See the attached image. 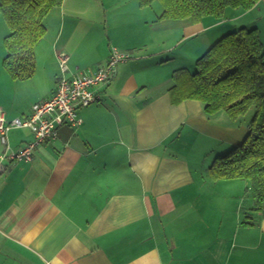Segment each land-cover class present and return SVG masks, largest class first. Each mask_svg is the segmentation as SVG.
<instances>
[{
	"label": "crops",
	"instance_id": "crops-1",
	"mask_svg": "<svg viewBox=\"0 0 264 264\" xmlns=\"http://www.w3.org/2000/svg\"><path fill=\"white\" fill-rule=\"evenodd\" d=\"M163 13L159 0H63L44 21L30 79L13 80L1 56L8 121L51 99L59 53L69 55V75L104 67L114 49L131 58L97 88V103L79 109V127L62 126L30 162H3L0 264H264V218L243 223L249 182L209 174L246 140L248 120L207 117L196 100L176 104L170 67L178 38L198 52L202 34L212 44L254 26L264 45V0L199 22ZM34 140L28 129L8 135L12 152Z\"/></svg>",
	"mask_w": 264,
	"mask_h": 264
},
{
	"label": "trees",
	"instance_id": "trees-1",
	"mask_svg": "<svg viewBox=\"0 0 264 264\" xmlns=\"http://www.w3.org/2000/svg\"><path fill=\"white\" fill-rule=\"evenodd\" d=\"M149 6L156 0H139ZM162 18L199 22L205 17L223 18L229 8L253 9L261 0H159ZM63 0H1L10 33L4 40L3 67L13 80H28L35 73V47L45 37L46 17ZM196 72L181 69L173 74V101H199L207 117L225 113L234 121L247 118L248 137L229 153L217 157L209 169L215 180L249 182L252 207L244 217L253 225L264 218V45L256 28H241L212 47L196 63ZM246 120V119H245Z\"/></svg>",
	"mask_w": 264,
	"mask_h": 264
},
{
	"label": "built area",
	"instance_id": "built-area-1",
	"mask_svg": "<svg viewBox=\"0 0 264 264\" xmlns=\"http://www.w3.org/2000/svg\"><path fill=\"white\" fill-rule=\"evenodd\" d=\"M130 58L129 53L114 49L104 67L69 75V55L66 52L59 53L60 74L51 99L35 103L31 113L24 119L8 121L0 108V139L6 148L0 157V175L6 170L4 161L30 162L34 149L46 141L56 139L62 126L68 124L79 127L82 124L79 109L97 103L100 99L97 88L112 81L117 67ZM19 129L30 130L35 140L20 151L12 152L8 145V135L11 130Z\"/></svg>",
	"mask_w": 264,
	"mask_h": 264
},
{
	"label": "rangeland",
	"instance_id": "rangeland-1",
	"mask_svg": "<svg viewBox=\"0 0 264 264\" xmlns=\"http://www.w3.org/2000/svg\"><path fill=\"white\" fill-rule=\"evenodd\" d=\"M247 28L253 29L254 26H249ZM231 30H232V28H230L229 31H227V33H225L223 36H221L219 38V40H217L215 43H212V44L210 43L208 37L204 34L193 39V42H198L203 47V49H200V51H198V52H195L194 49L189 50V45H188L189 43L188 42H190L192 40H187L186 38H184V39L178 38L177 40L178 41L180 40L179 42H181V45H178L175 48L176 50H173L174 51L173 55L176 56V59L173 60L174 64L171 65L170 67L173 70L177 69L176 71L181 70V69H187L191 73H195L196 68H197L196 67L197 61L200 58H202L212 47H214L217 44V42L222 40L228 34L233 33L239 29L234 28L233 31H231ZM9 33H10V30H9V27L6 23V20L3 16V14L0 13V58H1V56H6L7 51H6V48L4 45V40L9 35ZM171 57H172V55H171ZM0 63H1V61H0ZM254 112H255L254 109L250 110L249 113L247 114V116H245V118H242L241 120L244 121L245 119L247 120V118H249L250 116L252 117L254 115Z\"/></svg>",
	"mask_w": 264,
	"mask_h": 264
}]
</instances>
